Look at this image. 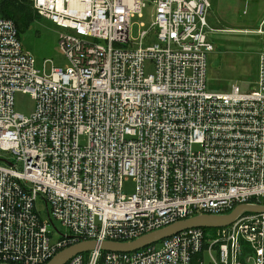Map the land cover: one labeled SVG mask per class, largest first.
<instances>
[{
    "label": "built area",
    "instance_id": "2783aa9c",
    "mask_svg": "<svg viewBox=\"0 0 264 264\" xmlns=\"http://www.w3.org/2000/svg\"><path fill=\"white\" fill-rule=\"evenodd\" d=\"M31 1L66 30L59 47L68 64L38 67L14 20L0 17V148L15 158L0 162V263L46 264L80 240L131 241L195 211L262 203L264 18L253 30L263 43L257 88L218 93L207 90L211 0ZM149 8L154 19L140 23L134 46L132 18ZM17 92L35 100L30 116L15 110ZM129 177L136 184L127 195ZM55 221L73 234L54 237ZM179 233L123 255L158 264L160 248L185 264L206 248L234 252L226 264H264V213L242 215L221 235ZM83 260L79 253L65 264Z\"/></svg>",
    "mask_w": 264,
    "mask_h": 264
},
{
    "label": "rangeland",
    "instance_id": "374dc122",
    "mask_svg": "<svg viewBox=\"0 0 264 264\" xmlns=\"http://www.w3.org/2000/svg\"><path fill=\"white\" fill-rule=\"evenodd\" d=\"M212 8L208 14V23L216 30H209L208 38L215 49L209 53L207 68V90L210 92H229L234 85L242 91L249 92L257 88L259 53L263 48L261 36L253 30L257 29L264 18V0H211ZM152 8L145 9L143 17L132 18L130 36L135 44L140 45L141 22L146 27L152 22ZM66 30L45 17H38L34 23L20 35V40L26 51L36 59L37 66L45 64L46 72L52 65L65 67L68 64L59 47V36ZM251 31V32H249ZM253 31V32H252ZM158 42L156 36L144 39L143 44ZM151 63H147L146 72H152ZM15 110L30 116L35 108V100L30 93L15 94ZM86 141L82 140L81 143ZM1 157L14 160L11 152L1 151ZM135 180L131 177L123 183V192L130 195L135 190ZM44 219H49L42 198L36 201ZM55 225L57 231L54 237L65 234L68 230L60 222ZM56 232V231H55Z\"/></svg>",
    "mask_w": 264,
    "mask_h": 264
},
{
    "label": "water",
    "instance_id": "95a60500",
    "mask_svg": "<svg viewBox=\"0 0 264 264\" xmlns=\"http://www.w3.org/2000/svg\"><path fill=\"white\" fill-rule=\"evenodd\" d=\"M260 214L264 213V202L262 203H241L236 205L233 209L226 213L214 214V213H201L186 219L179 220L170 225H166L158 230L146 233L139 238L132 241L125 242H102L100 244L94 241H81L70 247L60 251L53 259L46 264H63L72 255L91 250L95 247H100L103 250L112 251H134L142 248L148 244L162 240L168 236L176 234L180 231L193 228H213L228 226L233 223L238 217L244 214ZM11 264V263H0Z\"/></svg>",
    "mask_w": 264,
    "mask_h": 264
},
{
    "label": "bare ground",
    "instance_id": "6f19581e",
    "mask_svg": "<svg viewBox=\"0 0 264 264\" xmlns=\"http://www.w3.org/2000/svg\"><path fill=\"white\" fill-rule=\"evenodd\" d=\"M33 5H34V3H33ZM135 16H138V15H135ZM1 151H6V150L0 148V152ZM0 162L3 163V164H6V165H11L12 164L8 159L2 158L1 157V153H0ZM131 178H133V177H131ZM4 193L6 194L7 191H4ZM260 198L262 200H264V196H262ZM169 213H171V211L169 209H165L162 212V214H169ZM201 213H213V212L195 211V212H193V213H191V214H189V215H187V216H185L183 218H180V219H178V220H176L174 222H177L179 220L186 219L188 217H191V216H194V215H197V214H201ZM214 214H221V213H214ZM241 216L238 217L233 223H231L228 226L213 227L214 232H217V235H221L222 233L225 232V228L233 225L235 222H237L241 218ZM174 222H172V223H174ZM172 223H169L168 225H170ZM193 228H200V227H193ZM193 228H189V229H193ZM189 229H186V230H189ZM67 230L68 231L65 234H73V232H71L69 229H67ZM183 231H185V230H183ZM180 232H182V231H180ZM97 233L99 234V232H97ZM181 234L182 233H179L178 232L177 235H181ZM173 235H175V234H173ZM173 235L168 236L166 238L172 237ZM166 238H164V239H166ZM224 238L225 239H229L226 236ZM191 239H193V237L192 236H188V241H190ZM85 240H87V241H94V242L100 244V243L106 242V241H109V242H125L127 239H124L123 237L118 236V235H115V236L114 235H106L103 238L102 237L99 238V240H97V239H85ZM85 240H80V241H78L76 243H79V242L85 241ZM133 240H135V239H133ZM76 243L70 244L67 247H65L64 249H66V248H68L71 245H74ZM171 249L172 248L169 246L170 252L172 251ZM183 250L184 249L182 248L181 251H183ZM126 252H130V251L123 252V251L103 250L100 247H95V248H93L91 250H88V251H85V252H79V253H81V255L84 258L83 264H92V263H95V264H133L132 258H128V257H126V256L123 255V253H126ZM79 253H76V254H79ZM57 254H55L51 259H53ZM76 254H74V255H76ZM153 254L160 255L159 258L156 257V256H153L154 261L157 262L158 264H175L174 260L171 257H168V253L165 250H163V249L158 248L157 250H155L153 252ZM199 254L202 255L200 258H198L199 259L198 261H200V264H212L211 263V258H210V255L209 254L213 255L214 258L215 257H218V259H219V261H220L221 264H226L227 261L232 262L233 256L235 255L234 252L229 251V256L228 255L227 256L225 255V256L221 257V256L218 255V252H217L216 249H209V250H207L206 248H202L199 252H197V253H195L193 255L192 260H190V259L189 260H186V261H184V263L185 264H192L193 263V258L194 257H197ZM74 255H72L70 258H68L67 261H69ZM177 258H179L183 262V257L182 256H179ZM50 260L48 259L47 261H50ZM67 261H65L63 264H65ZM202 261H204V262H202Z\"/></svg>",
    "mask_w": 264,
    "mask_h": 264
},
{
    "label": "trees",
    "instance_id": "16d2710c",
    "mask_svg": "<svg viewBox=\"0 0 264 264\" xmlns=\"http://www.w3.org/2000/svg\"><path fill=\"white\" fill-rule=\"evenodd\" d=\"M0 17L14 20L21 35L38 17H42L36 10L31 0H0ZM264 202V200H262ZM206 233L214 232L213 228H203ZM202 255L193 258L192 264H200L198 261Z\"/></svg>",
    "mask_w": 264,
    "mask_h": 264
},
{
    "label": "crops",
    "instance_id": "0c3cea01",
    "mask_svg": "<svg viewBox=\"0 0 264 264\" xmlns=\"http://www.w3.org/2000/svg\"><path fill=\"white\" fill-rule=\"evenodd\" d=\"M249 32H251V31H249Z\"/></svg>",
    "mask_w": 264,
    "mask_h": 264
}]
</instances>
